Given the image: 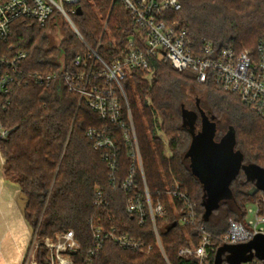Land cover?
Returning a JSON list of instances; mask_svg holds the SVG:
<instances>
[{
  "label": "trees",
  "instance_id": "1",
  "mask_svg": "<svg viewBox=\"0 0 264 264\" xmlns=\"http://www.w3.org/2000/svg\"><path fill=\"white\" fill-rule=\"evenodd\" d=\"M180 1L182 10L170 13L167 19L186 28L197 45L212 41L220 50L232 47L242 51L256 49L264 42V0ZM80 5L83 13L73 16V21L87 44L98 49L104 60L123 46L129 36L138 35L135 21L119 0H80ZM104 20H107L113 40L107 33L103 35ZM49 28L50 25L42 28L33 21L20 20L15 24L11 43L17 51L29 53V71L48 75L72 70L77 56L87 53L86 47L67 23L62 25L64 37L60 44H52L47 33ZM152 65L155 72L152 83L143 79L140 75L143 73H138L124 83V88L134 117L152 201L162 202L167 208V217L158 220L164 253L156 245L151 222L141 227L136 217L127 212L128 193L121 189V183L131 166L129 146L120 135L121 169L118 181L113 183L102 153L93 147L87 133L90 129L104 127L105 123L85 100L81 101L80 95L68 90L62 80H55L49 87L35 83L14 92L7 109H0V124L10 131L7 140L0 139V155L6 165L0 176L20 186L26 222L23 228L30 226L39 239L52 240L57 234L72 230L82 248L72 255L76 264H89L87 253L95 244L90 221L99 218L107 227L116 226L136 239L146 240L153 249L141 254L106 243L96 251L93 264H198L195 259L179 258L178 252L186 246L200 245L199 227L204 226L213 237L225 236L231 220H243L245 205L256 200L258 195H264L261 190L251 195L256 183L248 181L242 171L232 183V199L219 208L230 203L236 214L228 215L227 220L234 217L228 220L226 229L218 231L212 226L217 210L206 218L204 186L191 171V160L187 157L193 134L184 124L185 85H190L193 91L204 88L219 98L213 113L216 110L219 115L228 113L231 116L235 149L244 156L245 165L264 168V117L252 111L238 95L221 90L212 81L200 84L194 76H189V71H176L166 62L153 60ZM218 114L212 117L218 119ZM160 119V130L171 137L168 147L172 155L168 158L166 146L156 135ZM140 179L139 188L142 189V177ZM176 180L197 204L198 219L193 225H179L184 216L183 204L167 194ZM98 189L107 195L109 207L106 210L94 204ZM174 222L178 225L168 231ZM224 247L232 246L218 245L212 255V264H216L217 253ZM49 251L43 245L38 248L39 264L47 263ZM229 254L226 251L222 255V264H229ZM244 264H264V259L255 257Z\"/></svg>",
  "mask_w": 264,
  "mask_h": 264
},
{
  "label": "built area",
  "instance_id": "2",
  "mask_svg": "<svg viewBox=\"0 0 264 264\" xmlns=\"http://www.w3.org/2000/svg\"><path fill=\"white\" fill-rule=\"evenodd\" d=\"M119 1L135 21L139 32L138 35L129 36L123 46L104 60L98 49L87 44L73 21L72 17L78 14L81 7L80 0H0V100L5 101L0 102V109H7L14 92L35 83L49 87L55 80H62L68 90L80 95L81 101L85 100L105 123L104 127L90 129L87 133L93 147L102 153L113 183L118 181L121 169L120 135L129 146L131 166L128 176L121 183V189L128 193L127 212L136 217L141 227L151 222L156 245L164 253L158 220L167 217V208L162 202L152 201L124 83L136 73L146 76L155 74L153 60L166 62L176 71L194 73L200 84L212 81L221 90L238 95L252 111L264 117V42L256 49L242 51L232 47L220 50L212 41L200 46L190 39L188 31L179 22H169L167 19L170 13L182 10L180 0ZM57 18L63 19L77 33L87 53L77 56L70 71L48 75L29 71V53L17 51L11 43L15 24L27 20L45 28L56 22ZM9 133L0 124V139L7 140ZM141 177L142 189L139 188ZM167 194L183 204L184 216L179 224L193 225L198 219L197 204L190 200L188 192L175 182ZM94 204L101 210L109 207L103 190L98 189ZM243 212L242 221H230L225 236L213 237L204 226L199 227L200 245L181 248L179 258L195 259L198 264H212V255L218 245L238 246L250 243L257 237L264 238V195H258L256 200L248 202ZM90 225L95 244L87 253L89 264H93L96 251L106 243L142 254H148L153 249L146 240L136 239L116 226L107 227L100 218L90 221ZM42 245L50 250L46 264H76L72 255L82 250L72 230L57 234L55 240L44 238L37 248ZM29 264H39L37 256Z\"/></svg>",
  "mask_w": 264,
  "mask_h": 264
},
{
  "label": "water",
  "instance_id": "3",
  "mask_svg": "<svg viewBox=\"0 0 264 264\" xmlns=\"http://www.w3.org/2000/svg\"><path fill=\"white\" fill-rule=\"evenodd\" d=\"M82 8H78V15H82ZM201 130L196 132V124L199 122V115L183 109L184 124L192 121L190 131L193 134L192 144L187 152L190 158L191 171L199 178L204 186V206L206 218L209 219L215 210L232 199V183L237 179L242 171L245 172L247 180L256 183L255 189L251 192L254 196L258 191H264V168L257 165H245L244 156L236 151L235 133L233 127L220 140L216 141L218 127L214 117L213 120L200 110ZM178 225L174 222L167 228L168 231ZM229 251V264H244L251 262L255 257L264 259V238L257 237L250 243L221 248L217 253L216 264L223 263L222 255ZM255 252L256 255L253 254Z\"/></svg>",
  "mask_w": 264,
  "mask_h": 264
},
{
  "label": "rangeland",
  "instance_id": "4",
  "mask_svg": "<svg viewBox=\"0 0 264 264\" xmlns=\"http://www.w3.org/2000/svg\"><path fill=\"white\" fill-rule=\"evenodd\" d=\"M57 19L58 20L56 22L52 23V25L50 26V28L47 31V33H49V35L51 37L52 44H55V45H59L60 42L62 41L63 37H64L63 34L61 33V30H62V25H63V23H65V21L63 19H59V18H57ZM106 23H107V20H104L103 21V30H102L103 35H105V33H107V35L113 40V38L111 37V31L109 30L108 25L106 27ZM246 50H249V49H246ZM136 74H138V73H136ZM140 75L149 84L152 83L154 81V78H155V74L150 75V76H146L144 74H140ZM194 75H195L194 73L189 72V76L193 77ZM191 88L192 87L190 85H185L184 92H183L185 94L183 100H184V103L186 104L187 110L193 111L196 107L197 100H200L201 101V107L203 108L205 113H207V115L213 120L212 114H216V113L218 114V112L215 110L214 112H216V113H213L212 109L219 102V98H217V96L214 93L210 92L209 90L206 91L204 88L199 87V89H197L195 91H193V89H191ZM213 121L216 122V124H217L218 137L220 140L231 129V126H232L231 116L228 113H223L222 115L218 114V119H215ZM145 123H146L145 128L147 129V127H148L147 122L145 121ZM158 124H159V126H158ZM158 124L155 128L156 135L158 138L161 139V143L164 144V146H166L165 154H166V158H168L172 155V153L169 151V147H168L170 145L169 142L171 141V137L166 135L163 130H160V126L162 124L161 119L159 120ZM185 125H186V127H192L193 123H192V121H186ZM0 153L2 154V152H0ZM175 182L180 184L177 180ZM20 192H21V190H20ZM234 213H235L234 207H232L230 205V203H229V205L227 204V206L222 207L221 209L217 210L214 213L213 220L211 223L212 226L215 227L218 231L222 230V229H226V227L228 226V222H229L228 220L234 216H231L228 220H227V217L229 214H234ZM179 225L182 226L181 223ZM32 231H33V235H32L33 238H32V241L30 243V246L28 248V253L26 254V257H25L22 264H29V262L34 261V257L36 258V256H38L37 245L39 243H41L43 240V238L39 239L38 236H36L37 233L33 230V228H32ZM25 240H26V237L18 239V241L14 245L17 252H19L18 250L21 248V246L23 245ZM143 254H145V253H143ZM253 254L256 255L255 252H253Z\"/></svg>",
  "mask_w": 264,
  "mask_h": 264
},
{
  "label": "bare ground",
  "instance_id": "5",
  "mask_svg": "<svg viewBox=\"0 0 264 264\" xmlns=\"http://www.w3.org/2000/svg\"><path fill=\"white\" fill-rule=\"evenodd\" d=\"M6 168L0 155V172ZM20 186L0 176V264H22L33 238L30 226L26 229ZM23 245L16 251L18 239L25 238Z\"/></svg>",
  "mask_w": 264,
  "mask_h": 264
},
{
  "label": "flooded vegetation",
  "instance_id": "6",
  "mask_svg": "<svg viewBox=\"0 0 264 264\" xmlns=\"http://www.w3.org/2000/svg\"><path fill=\"white\" fill-rule=\"evenodd\" d=\"M202 109V107H201V101L200 100H197V104H196V107H195V109L193 110V111H191L190 110V112L191 113H196V114H198L199 115V122L196 124V132H199V130H201L202 128H201V119H202V117H201V113H200V110ZM186 126V125H185ZM186 128H189L190 130L191 129H193V128H191V127H186ZM225 136V135H224ZM215 140L216 141H220L219 140V137H218V132H217V135H216V138H215Z\"/></svg>",
  "mask_w": 264,
  "mask_h": 264
}]
</instances>
